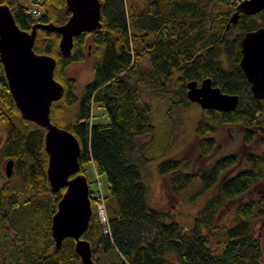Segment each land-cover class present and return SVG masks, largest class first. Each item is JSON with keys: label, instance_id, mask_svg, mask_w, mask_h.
I'll use <instances>...</instances> for the list:
<instances>
[{"label": "trees", "instance_id": "1", "mask_svg": "<svg viewBox=\"0 0 264 264\" xmlns=\"http://www.w3.org/2000/svg\"><path fill=\"white\" fill-rule=\"evenodd\" d=\"M31 1L38 5L27 6L20 0H0V4H7L15 22L26 30L35 22L61 24L70 14L65 0ZM99 1V26L75 35L68 53L59 49L60 33L44 27L36 29L32 46L35 52L55 58L53 76L63 85L62 103L52 101L50 120L62 122L63 104L77 102L66 128L80 146L79 172L86 175L83 164L90 161L95 172L107 178L101 195L107 224L96 215L98 197L89 186L92 213L81 235L90 243L95 264H172L171 255L177 264H263L256 224L264 220V98L253 95L238 61L241 37L264 24V9L260 21L249 15L227 25L234 0H141V5L132 0ZM31 8L39 13L33 14ZM87 53L94 55V74L77 95L75 78L66 67L85 59ZM143 58L148 66L141 65ZM205 77L222 91L236 93L238 102L230 110L203 108L195 125L194 163L186 154L157 163L171 194L187 191L192 201L211 191L184 231L178 220L147 198L142 137L152 134L154 125L140 85L168 94L187 108L191 100L186 81ZM173 81L179 84L178 94L171 91ZM95 104L103 107L106 121H93ZM228 124L240 127L242 149L210 160L218 146L214 135ZM0 127L5 131L0 164L13 159L12 173L0 185V243L8 252L3 259L10 258L8 264H81L72 237L55 246L51 215L64 187L50 188L46 128L21 116L1 60ZM255 185L259 189L245 196ZM225 210L231 211L228 224L219 222ZM9 222L23 224L16 228L19 236H9ZM151 229L152 235H144ZM100 248L116 259L108 255L99 260L95 254Z\"/></svg>", "mask_w": 264, "mask_h": 264}, {"label": "water", "instance_id": "2", "mask_svg": "<svg viewBox=\"0 0 264 264\" xmlns=\"http://www.w3.org/2000/svg\"><path fill=\"white\" fill-rule=\"evenodd\" d=\"M70 14L61 24L35 22L30 30L22 29L5 3L0 4V60L9 89L24 119L46 128L45 150L48 154L46 174L53 191L64 187L51 215V235L55 246L64 237L74 239V249L81 264H95L90 243L81 237L92 213L87 177L79 172L80 146L75 135L50 120L52 101L63 93V85L54 78L55 58L33 50L36 29L44 27L60 33L59 49L70 51L73 37L81 31L99 26V0H65ZM264 8V0H239L227 25L236 22L239 12L251 14ZM241 56L238 64L250 83L253 95L264 98V24L244 32L240 39ZM211 78L186 81V95L204 108L230 110L236 107L238 95L223 92L211 84ZM13 159L4 162L7 177L12 173Z\"/></svg>", "mask_w": 264, "mask_h": 264}, {"label": "rangeland", "instance_id": "3", "mask_svg": "<svg viewBox=\"0 0 264 264\" xmlns=\"http://www.w3.org/2000/svg\"><path fill=\"white\" fill-rule=\"evenodd\" d=\"M20 1L27 6L38 5L31 0ZM132 2L136 5H141V0H132ZM93 60L94 55H89L87 53L85 59L72 62L66 67L67 74L75 78V92L77 95L81 93L85 83L93 78ZM141 65L143 67L149 65L146 58H143ZM175 75L176 73L173 74V80ZM140 86L143 97L148 100L151 105V121L154 125L153 133L142 137L145 142L144 154L147 157L142 173L143 180L147 184V198L153 207L158 208L162 212H165L168 216H172L178 220L183 226V230L186 231L185 229L189 225L191 217L196 213L204 201V198L208 196L211 191H209L206 195L204 194L198 196L192 201L187 199V191L178 195L171 194L167 188L165 177L157 171V163L164 157L178 154H186L188 158L191 159L192 163L195 162V158H197L195 125L196 121L203 114V108L196 101H191L187 108H185L180 103L171 101V99L175 98L168 96V94L145 87L143 84ZM171 91L178 94V82L173 81ZM57 100L58 103H62V99ZM76 109L77 102L72 104H63L64 119L62 122H55V124L61 128L68 127V124L73 119ZM91 111L93 114V121L104 122L107 120L103 107L95 104ZM4 136L5 131L2 127H0V144L4 139ZM214 136L218 142V146L215 153L210 157V160L220 154L231 151H239L242 149L243 143L239 126L234 124L223 125L218 129ZM83 167L85 168L87 179L90 182V188L92 190L98 188L102 193L105 192L107 189L106 175L97 174L92 162L90 161L84 163ZM8 178L9 177H7L4 173V165L2 162L0 164V185L7 182ZM194 189L195 187H192L190 190ZM258 189L259 185H255L254 188L245 193V196L254 194ZM97 201L98 200L95 199V211L97 210ZM230 214V210L222 211L219 216V222L228 224L230 222ZM168 218L170 217H167L166 219ZM256 225L257 233L261 236L264 248V220H259ZM20 226H23V224L19 222L11 224L9 222V236L12 238H15L17 234L19 236L17 229ZM153 233V229L146 230L144 235L148 236ZM16 241L19 243L20 240ZM1 244L2 243H0V264H3V261H5V264H8L10 258H7L6 260L3 259L8 255V252ZM108 255L116 259L113 253H106L102 251L101 248L95 254L99 260H104L105 256ZM19 257L22 261L23 253H20ZM170 261L172 264H177L173 255L170 256ZM262 263L264 264V258L262 259Z\"/></svg>", "mask_w": 264, "mask_h": 264}, {"label": "built area", "instance_id": "4", "mask_svg": "<svg viewBox=\"0 0 264 264\" xmlns=\"http://www.w3.org/2000/svg\"><path fill=\"white\" fill-rule=\"evenodd\" d=\"M31 12L33 14H38L39 13V11L34 9V8H31ZM95 194L98 197V201L96 203L97 217H98L99 221H101L103 224H107L105 205H104L103 199L101 198L102 192L98 188H96L95 189ZM99 197H100V199H99Z\"/></svg>", "mask_w": 264, "mask_h": 264}, {"label": "flooded vegetation", "instance_id": "5", "mask_svg": "<svg viewBox=\"0 0 264 264\" xmlns=\"http://www.w3.org/2000/svg\"><path fill=\"white\" fill-rule=\"evenodd\" d=\"M235 1V4H234V9L233 10H235V8H236V4H237V2L239 1V0H234ZM264 9V8H263ZM263 9H261V10H259V11H257V12H255V13H251V14H247V13H243V12H239V15H238V18H237V20H236V22H231L232 24H236L238 21H240V19L242 18V17H249V15H254L255 16V18H256V20L257 21H260V13H261V11L263 10ZM263 25V24H262ZM200 81L201 80H197V85H199V83H200ZM211 84L212 85H214L213 83H212V81H211ZM249 85H250V83H249ZM250 89H251V87H250ZM222 91V90H221ZM252 91V90H251ZM224 92V91H223ZM253 93V92H252Z\"/></svg>", "mask_w": 264, "mask_h": 264}]
</instances>
